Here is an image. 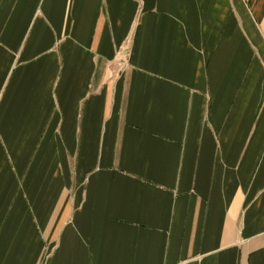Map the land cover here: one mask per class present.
I'll list each match as a JSON object with an SVG mask.
<instances>
[{
  "label": "crops",
  "instance_id": "0c3cea01",
  "mask_svg": "<svg viewBox=\"0 0 264 264\" xmlns=\"http://www.w3.org/2000/svg\"><path fill=\"white\" fill-rule=\"evenodd\" d=\"M0 264H264V0H0Z\"/></svg>",
  "mask_w": 264,
  "mask_h": 264
}]
</instances>
